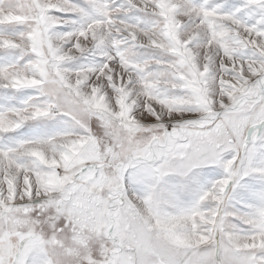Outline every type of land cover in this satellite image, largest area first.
Masks as SVG:
<instances>
[{
    "label": "snow or ice",
    "instance_id": "obj_1",
    "mask_svg": "<svg viewBox=\"0 0 264 264\" xmlns=\"http://www.w3.org/2000/svg\"><path fill=\"white\" fill-rule=\"evenodd\" d=\"M0 264H264V0H0Z\"/></svg>",
    "mask_w": 264,
    "mask_h": 264
}]
</instances>
